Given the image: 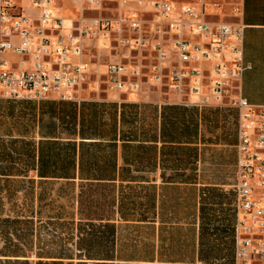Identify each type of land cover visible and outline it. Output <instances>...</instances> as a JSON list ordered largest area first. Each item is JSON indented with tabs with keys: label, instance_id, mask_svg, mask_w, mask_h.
Wrapping results in <instances>:
<instances>
[{
	"label": "crops",
	"instance_id": "crops-1",
	"mask_svg": "<svg viewBox=\"0 0 264 264\" xmlns=\"http://www.w3.org/2000/svg\"><path fill=\"white\" fill-rule=\"evenodd\" d=\"M15 1L35 12L30 0ZM231 1L240 7L238 16L229 8ZM221 5L210 10L219 14L217 19L225 15L244 25L243 56L251 65L234 92L264 106V0H224ZM79 97L0 98V194L3 182H20L24 192L22 202L0 203V264H235L238 116L229 140L210 141L203 133L207 111L171 105L178 104L176 96L137 98L106 86V92ZM19 108L26 113L24 123L17 122L14 109ZM7 113L16 119L12 124L4 121ZM88 121L91 131L104 134L83 137ZM83 140L99 143L87 149ZM200 145L232 153L224 161L233 166L229 190L228 183L200 180L197 170L205 161ZM83 157L94 162L95 174L82 176ZM103 164L104 175L99 174ZM183 188L186 195L190 190L197 212L191 202L189 217L178 219L177 198L172 200L169 191ZM98 191L105 194L98 196ZM211 192L229 194L228 202L206 200ZM3 210L9 212L3 215ZM178 224L190 225V239L172 233ZM223 239L222 252L208 249L221 246ZM178 243L185 249L173 250Z\"/></svg>",
	"mask_w": 264,
	"mask_h": 264
},
{
	"label": "built area",
	"instance_id": "built-area-1",
	"mask_svg": "<svg viewBox=\"0 0 264 264\" xmlns=\"http://www.w3.org/2000/svg\"><path fill=\"white\" fill-rule=\"evenodd\" d=\"M30 1L34 13L15 0H0V98L80 100L77 90L92 68L84 59L85 39L104 35L105 47L116 37L120 48L155 53L153 77L169 86L178 104L237 109L235 264H250L255 104L234 92L235 82L251 67L243 56L244 25L225 15L210 20L211 14L219 16L210 6L222 8L214 0H149L150 7L141 11L149 13L147 19L137 10L127 13L135 0H110L127 5L115 18L85 13L104 0H75L79 16L60 10L54 0ZM229 6L238 16L237 2ZM5 53L12 57L2 58ZM105 66L109 90L140 96L141 63L117 60ZM262 171L259 264H264V125Z\"/></svg>",
	"mask_w": 264,
	"mask_h": 264
},
{
	"label": "rangeland",
	"instance_id": "rangeland-1",
	"mask_svg": "<svg viewBox=\"0 0 264 264\" xmlns=\"http://www.w3.org/2000/svg\"><path fill=\"white\" fill-rule=\"evenodd\" d=\"M59 5H65L67 7V12L71 13L73 16H79L78 12V3L75 0H57ZM176 1H182V0H176ZM219 2H224V0H214ZM229 1V0H228ZM131 5L132 10L127 12L128 14H131L135 10L139 13L138 15H143L144 19H147L149 17V13H143L142 10H147V8L150 7L149 0H141L139 2L138 0L129 2ZM123 7H126V3L122 4ZM119 3L113 2L110 0H104L102 7L98 9H88L86 10L87 15L92 16H98V17H111L115 18L118 16L121 8H123ZM226 7H228L226 5ZM142 8V9H140ZM140 9V10H139ZM226 10H224L225 12ZM210 20L217 19L215 15H209L208 17ZM226 19V18H225ZM228 20V19H226ZM115 35V34H114ZM107 41V38L104 35L98 36V37H88L85 39V51H84V58L87 62H89L91 68V72L88 75L87 81L84 82V84L81 85L80 88H78L76 95L77 96H87L89 94H92L94 92H106V80H107V74H106V66L105 64L110 61H117L122 60L123 62L127 63H141L143 71L145 75H143V87L142 91L140 93V96L138 98H146V99H152V98H158L160 97L163 100H173L175 98V93L169 89V86L165 83H161L157 81L154 77L152 72L153 65L156 63V58L154 57L155 53L151 52L150 50H142L140 51H131L127 48H120L117 46L116 37H112L111 39V46L105 47L104 42ZM136 55V56H134ZM7 112L11 110L9 108V104H6ZM15 114H18L19 117L17 119V122L24 123L25 121V114L23 111L20 113L21 108H19L17 111L14 109ZM25 110V109H23ZM203 110L206 112V125L203 129L204 136L207 140L210 141H217L219 139L222 140H229L233 134L236 131L237 128V114H235V110L231 109V107L227 105H205L203 106ZM10 113V112H9ZM9 113L4 117V121L7 124H12L15 122L14 118L9 116ZM21 116H20V115ZM6 139L5 144L9 145V137H4ZM200 153L203 158L204 163L201 165V167L198 168L197 174L200 175L201 181H210V182H223L228 183L226 186V190H229L231 188V184L233 183L234 174H233V166L231 164L226 165L225 158L227 156H231L232 153L230 151H225V147H219L214 145H200ZM199 150V149H198ZM197 153V152H196ZM14 187L13 192L10 191V186ZM21 183H14L11 184L10 182H3L2 184V192L0 194V203H5V205H8L10 202H22L23 201V191L21 188ZM224 188V187H223ZM86 189V195L90 194V191ZM171 192L170 195L171 199L177 198V211L176 216H178V219L184 218L186 214L191 213V207L190 204L193 202V206L195 207V212H197V202L191 197V192L188 189L187 195L185 194V189H178L176 191H169ZM175 192V193H174ZM12 193V194H11ZM105 194V192H96L95 194L100 196L99 194ZM229 195V194H228ZM228 195L227 197L219 196V194H214V192H211L210 196L207 197L209 201H221L223 199L224 201L228 202ZM196 197L195 195L193 196ZM63 200V199H62ZM68 201L67 199H64V201ZM187 202V203H186ZM220 205V204H219ZM219 205H215L214 208H218ZM187 207V208H186ZM225 208L224 206H222ZM7 207H4L6 209ZM227 210L230 212L229 208L227 207ZM225 211V209H223ZM222 210V211H223ZM8 210H3L1 213L3 215L7 214ZM231 213V212H230ZM184 221V219H183ZM187 228V229H186ZM192 229L190 225L188 226H181L177 225L176 228L172 229V233L176 235L177 237H183L185 235H188V239H190L192 235ZM208 235H212V231H207ZM209 236H207V239ZM211 240V239H209ZM227 239H223V244L221 246L217 244H213L208 249H211L212 253L222 252V249H225L224 243ZM188 249H190V242L188 241ZM223 246V247H222ZM184 246H181L178 244H174L173 250H184Z\"/></svg>",
	"mask_w": 264,
	"mask_h": 264
},
{
	"label": "bare ground",
	"instance_id": "bare-ground-1",
	"mask_svg": "<svg viewBox=\"0 0 264 264\" xmlns=\"http://www.w3.org/2000/svg\"><path fill=\"white\" fill-rule=\"evenodd\" d=\"M256 127L254 132L255 158L253 163L254 190L252 195L253 221L251 227L252 253L250 264H259L260 251V220H261V188H262V156H263V125L264 106L255 105Z\"/></svg>",
	"mask_w": 264,
	"mask_h": 264
},
{
	"label": "trees",
	"instance_id": "trees-1",
	"mask_svg": "<svg viewBox=\"0 0 264 264\" xmlns=\"http://www.w3.org/2000/svg\"><path fill=\"white\" fill-rule=\"evenodd\" d=\"M171 105H179V106H184V107H192V108H195L196 109L195 106H190V105H183V104H181V105L180 104H171ZM89 122H91V121H88V123ZM92 126H93V124L89 123L87 125V128H88L87 130H85L83 128V130H82L83 137L89 138V137H87V135H92V134H94V135L95 134H100L101 135V134H104L105 131H101V130L91 131L90 128ZM82 142H83V147H85L87 149H89L93 145H96V144L99 143V142L86 141V140H83ZM103 145H105L104 142H103ZM84 159H86V158L83 157V160H82V163H81V174H82V176L84 177V176H90L91 174L92 175L95 174L94 172L92 173V169H91V164H94V162L90 163L89 161H85ZM100 168H101V170L99 171V174L104 175L105 174L106 165L103 164V166H100ZM202 224L203 223L201 221V226H200V228H201V230H200L201 237H202V233H203V231H202L203 230Z\"/></svg>",
	"mask_w": 264,
	"mask_h": 264
}]
</instances>
